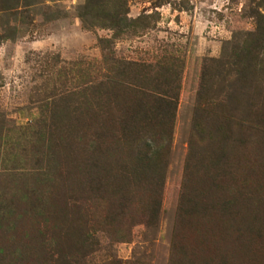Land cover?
<instances>
[{"label": "rangeland", "instance_id": "1", "mask_svg": "<svg viewBox=\"0 0 264 264\" xmlns=\"http://www.w3.org/2000/svg\"><path fill=\"white\" fill-rule=\"evenodd\" d=\"M63 260L264 264V0H0V264Z\"/></svg>", "mask_w": 264, "mask_h": 264}, {"label": "trees", "instance_id": "2", "mask_svg": "<svg viewBox=\"0 0 264 264\" xmlns=\"http://www.w3.org/2000/svg\"><path fill=\"white\" fill-rule=\"evenodd\" d=\"M148 149V148H147ZM142 155V158L143 160H145V166H150L151 165H156L158 163V150L156 149L154 152L153 150L151 152H148L147 154H141ZM85 241V238H80L79 240L76 241V243L80 242V244L83 242L84 243ZM64 261V264H70V263H67L65 260Z\"/></svg>", "mask_w": 264, "mask_h": 264}]
</instances>
